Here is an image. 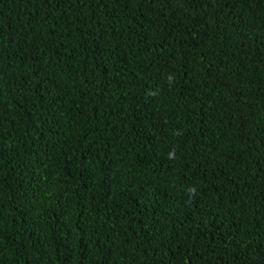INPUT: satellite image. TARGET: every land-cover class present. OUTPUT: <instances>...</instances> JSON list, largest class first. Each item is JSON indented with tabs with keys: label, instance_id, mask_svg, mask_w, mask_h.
I'll list each match as a JSON object with an SVG mask.
<instances>
[{
	"label": "trees",
	"instance_id": "trees-1",
	"mask_svg": "<svg viewBox=\"0 0 264 264\" xmlns=\"http://www.w3.org/2000/svg\"><path fill=\"white\" fill-rule=\"evenodd\" d=\"M0 264H264V0H0Z\"/></svg>",
	"mask_w": 264,
	"mask_h": 264
},
{
	"label": "clouds",
	"instance_id": "clouds-1",
	"mask_svg": "<svg viewBox=\"0 0 264 264\" xmlns=\"http://www.w3.org/2000/svg\"><path fill=\"white\" fill-rule=\"evenodd\" d=\"M28 92H30V94H28ZM22 96L42 99L46 105L43 92L39 91L35 86H28L27 89L22 92Z\"/></svg>",
	"mask_w": 264,
	"mask_h": 264
}]
</instances>
